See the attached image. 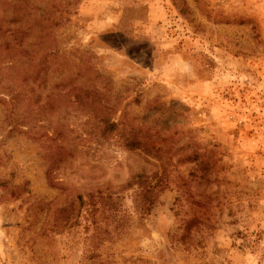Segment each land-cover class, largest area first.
<instances>
[{"label": "rangeland", "instance_id": "rangeland-1", "mask_svg": "<svg viewBox=\"0 0 264 264\" xmlns=\"http://www.w3.org/2000/svg\"><path fill=\"white\" fill-rule=\"evenodd\" d=\"M37 17L43 92L0 71V264H264V0H0Z\"/></svg>", "mask_w": 264, "mask_h": 264}, {"label": "trees", "instance_id": "trees-1", "mask_svg": "<svg viewBox=\"0 0 264 264\" xmlns=\"http://www.w3.org/2000/svg\"><path fill=\"white\" fill-rule=\"evenodd\" d=\"M23 15L26 16L27 14ZM2 19H0V46H2L0 48V71L9 70L19 74L22 84L20 85L21 88L17 89L13 85L8 86L10 93L14 94L16 91H22L25 94H32L33 91H37L38 94L42 93L43 73L49 66V59L55 50L45 49L47 46L41 31L31 32L32 26L37 25L39 18H35V22L28 23L26 26L22 23L21 25L10 26V21H3ZM10 19L15 24H19L20 18L18 16H12ZM43 50L47 51L43 52ZM12 102L14 101L12 100ZM14 106H17L16 102H14ZM115 126L114 122L106 121L103 129L112 131ZM125 128L128 133L125 135L123 146L126 149H139L150 153V150L156 148L151 145L149 147L144 146V143L137 137L138 127L127 125ZM151 157L153 158V155ZM150 165L153 166V163ZM144 169V167L140 168L131 178L137 180L139 204L143 211L147 212L154 205L155 193L153 176H149ZM52 227H58L56 220H54Z\"/></svg>", "mask_w": 264, "mask_h": 264}]
</instances>
